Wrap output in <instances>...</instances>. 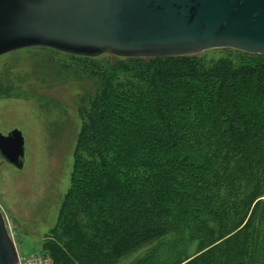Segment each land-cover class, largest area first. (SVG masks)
Listing matches in <instances>:
<instances>
[{"label": "trees", "instance_id": "obj_1", "mask_svg": "<svg viewBox=\"0 0 264 264\" xmlns=\"http://www.w3.org/2000/svg\"><path fill=\"white\" fill-rule=\"evenodd\" d=\"M235 54L116 63L76 144L62 233L45 236L42 254L54 264H264V56Z\"/></svg>", "mask_w": 264, "mask_h": 264}, {"label": "water", "instance_id": "obj_2", "mask_svg": "<svg viewBox=\"0 0 264 264\" xmlns=\"http://www.w3.org/2000/svg\"><path fill=\"white\" fill-rule=\"evenodd\" d=\"M46 48L96 58L160 59L230 49L264 56V0H0V57ZM24 138L0 134V157L24 166ZM18 252L0 211V264Z\"/></svg>", "mask_w": 264, "mask_h": 264}, {"label": "rangeland", "instance_id": "obj_3", "mask_svg": "<svg viewBox=\"0 0 264 264\" xmlns=\"http://www.w3.org/2000/svg\"><path fill=\"white\" fill-rule=\"evenodd\" d=\"M236 57L230 49H215L193 58L212 63ZM131 61L112 55L78 57L46 48L22 49L0 57V134L18 130L24 138L21 170L0 157V211L10 219L18 255L43 252L45 236L58 227L87 111L112 78L116 63L132 70ZM131 74L119 72L120 80L114 79L113 85L122 87ZM57 233L61 235L62 230L57 228ZM51 239L55 238L51 235ZM195 247L187 245L190 251ZM132 261L120 259L116 264Z\"/></svg>", "mask_w": 264, "mask_h": 264}, {"label": "built area", "instance_id": "obj_4", "mask_svg": "<svg viewBox=\"0 0 264 264\" xmlns=\"http://www.w3.org/2000/svg\"><path fill=\"white\" fill-rule=\"evenodd\" d=\"M3 216H4L5 226H6L8 235L10 236V238H12L13 237L12 228L9 227L10 219L4 213H3ZM17 264H54V262L48 255L38 253V254L27 255V256L18 255Z\"/></svg>", "mask_w": 264, "mask_h": 264}]
</instances>
